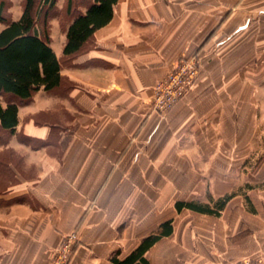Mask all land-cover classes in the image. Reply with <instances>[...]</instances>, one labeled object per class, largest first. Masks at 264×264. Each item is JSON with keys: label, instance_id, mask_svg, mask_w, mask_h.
Returning a JSON list of instances; mask_svg holds the SVG:
<instances>
[{"label": "crops", "instance_id": "1", "mask_svg": "<svg viewBox=\"0 0 264 264\" xmlns=\"http://www.w3.org/2000/svg\"><path fill=\"white\" fill-rule=\"evenodd\" d=\"M67 26L49 44L61 83L0 130L13 160L0 165V264H47L70 234L68 264H112L166 222L147 264L264 262V0H117L70 56ZM180 58L198 75L159 115L152 90ZM224 198L216 216L175 208Z\"/></svg>", "mask_w": 264, "mask_h": 264}, {"label": "trees", "instance_id": "2", "mask_svg": "<svg viewBox=\"0 0 264 264\" xmlns=\"http://www.w3.org/2000/svg\"><path fill=\"white\" fill-rule=\"evenodd\" d=\"M78 5L74 3L78 2ZM56 0H23L21 14L16 21L4 14L0 1V98H13L16 103L0 105V130L12 131L17 125V106L31 98L42 88L48 92L61 83L59 62L50 48L46 29L49 14L54 11ZM117 0H64L61 13L67 19L64 56L77 53L93 33L104 27L112 17ZM80 8L84 12H80ZM38 26L40 28H38ZM228 198L215 202L214 209L194 203H175L177 211H190L216 216ZM171 233L170 222L143 239L127 257L112 258V264H147L144 253L160 238Z\"/></svg>", "mask_w": 264, "mask_h": 264}, {"label": "built area", "instance_id": "3", "mask_svg": "<svg viewBox=\"0 0 264 264\" xmlns=\"http://www.w3.org/2000/svg\"><path fill=\"white\" fill-rule=\"evenodd\" d=\"M198 72L199 63L195 58H180L174 62L152 90L150 102L152 110L159 115L167 113L188 93ZM76 242V234L62 238L47 264H68ZM233 264H264V262L260 259H244Z\"/></svg>", "mask_w": 264, "mask_h": 264}, {"label": "rangeland", "instance_id": "4", "mask_svg": "<svg viewBox=\"0 0 264 264\" xmlns=\"http://www.w3.org/2000/svg\"><path fill=\"white\" fill-rule=\"evenodd\" d=\"M4 2V14L8 20H11L13 17L17 16L22 9L23 0H0ZM75 5L79 4V1L74 3ZM61 5H64V0H56L54 11L51 12L49 18L46 21V29L48 31L50 42L54 41L55 43L58 42L59 38L61 37V28L65 26L67 23V19L61 13ZM38 28H40L38 26ZM1 140L2 137L0 136ZM13 163L12 157L9 154H0V165L7 167L9 163ZM0 166V193L4 191L10 181V173L5 171V169H1Z\"/></svg>", "mask_w": 264, "mask_h": 264}]
</instances>
